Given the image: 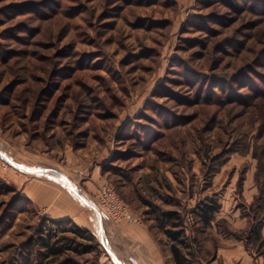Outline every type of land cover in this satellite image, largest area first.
Here are the masks:
<instances>
[{"label":"rangeland","instance_id":"rangeland-1","mask_svg":"<svg viewBox=\"0 0 264 264\" xmlns=\"http://www.w3.org/2000/svg\"><path fill=\"white\" fill-rule=\"evenodd\" d=\"M97 163L168 254L264 264V0H0V264H124L22 192Z\"/></svg>","mask_w":264,"mask_h":264},{"label":"crops","instance_id":"crops-1","mask_svg":"<svg viewBox=\"0 0 264 264\" xmlns=\"http://www.w3.org/2000/svg\"><path fill=\"white\" fill-rule=\"evenodd\" d=\"M102 164L91 166L84 184L79 182L81 178L56 167L33 169L21 182L22 192L51 218L69 219L83 229L104 234L112 248L117 247L124 264H176L148 225L115 222L99 207L95 195L100 186L108 183V170H103ZM122 194L131 201L136 198L133 192Z\"/></svg>","mask_w":264,"mask_h":264},{"label":"trees","instance_id":"trees-1","mask_svg":"<svg viewBox=\"0 0 264 264\" xmlns=\"http://www.w3.org/2000/svg\"><path fill=\"white\" fill-rule=\"evenodd\" d=\"M221 208V204L217 200H211L204 204H200L197 209V213L200 217V220L204 225H208L214 218L216 212ZM168 218V221L175 219L176 217L180 218V214L177 211H168L165 214ZM175 227H179V230H168V236L171 240V254L173 260L176 264H194L191 258V254L186 251L190 246L187 241V234L184 227L181 224H176ZM74 230L78 233H82L83 229L75 226ZM94 233H91L90 237L93 238Z\"/></svg>","mask_w":264,"mask_h":264},{"label":"built area","instance_id":"built-area-1","mask_svg":"<svg viewBox=\"0 0 264 264\" xmlns=\"http://www.w3.org/2000/svg\"><path fill=\"white\" fill-rule=\"evenodd\" d=\"M100 208L115 222L144 224L142 215L135 210L119 193L113 183H105L97 192Z\"/></svg>","mask_w":264,"mask_h":264},{"label":"water","instance_id":"water-1","mask_svg":"<svg viewBox=\"0 0 264 264\" xmlns=\"http://www.w3.org/2000/svg\"><path fill=\"white\" fill-rule=\"evenodd\" d=\"M1 154H3V153H1ZM7 158V157H6ZM7 160H9L10 162H12V160H10L9 158H7ZM13 163V162H12Z\"/></svg>","mask_w":264,"mask_h":264}]
</instances>
